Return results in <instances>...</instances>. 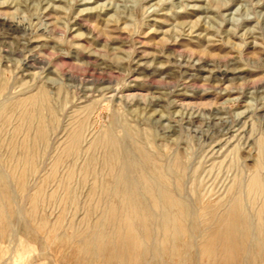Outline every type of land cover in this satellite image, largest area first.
<instances>
[{
  "label": "rangeland",
  "instance_id": "374dc122",
  "mask_svg": "<svg viewBox=\"0 0 264 264\" xmlns=\"http://www.w3.org/2000/svg\"><path fill=\"white\" fill-rule=\"evenodd\" d=\"M33 57L38 61H29ZM101 62L117 68H100ZM1 69L6 97L32 91L43 81L53 91L51 104L59 118L49 125L48 146L38 160L35 179L64 142L73 111L99 98L93 92L87 94L89 99L77 100L74 87H89L100 78L116 88L112 103L121 107L117 112L130 116L131 110L130 121L154 132L157 157L177 152L188 172L196 169V178L211 191L207 201L221 196L235 174L247 175L256 158L264 163V0H0ZM57 90L61 99L56 98ZM125 95L132 101L119 106L117 101ZM151 100L156 104L142 110ZM103 111L94 127L109 122V113ZM261 169L264 175V164ZM0 170L9 171L2 160ZM24 197L15 193L17 219L0 229V264H118L96 254L94 246H100L78 238H92L97 231L90 223L98 214L85 216L83 196L78 207L69 201L63 208L58 200L44 202L41 214L48 216V223L59 224L40 229L21 228V222L28 221ZM85 217L89 226L80 221ZM200 232L191 248L194 260L186 264L214 262L199 240L209 231ZM213 247L209 254H215L217 246ZM148 249L150 257L138 264H185L178 256L153 261ZM220 249L222 255L224 247ZM263 252L264 247L252 248L248 259L238 257L225 264H264Z\"/></svg>",
  "mask_w": 264,
  "mask_h": 264
},
{
  "label": "bare ground",
  "instance_id": "6f19581e",
  "mask_svg": "<svg viewBox=\"0 0 264 264\" xmlns=\"http://www.w3.org/2000/svg\"><path fill=\"white\" fill-rule=\"evenodd\" d=\"M119 59L115 56V62ZM30 60L38 61V58ZM101 64L100 68H117L112 63ZM41 68L43 70L44 67ZM4 72V69L0 70V161H4L9 171L0 170V229L17 219L20 206L14 200L15 193L27 196L25 211L28 221L22 219V227H18L34 225L39 229L59 224L58 221L48 223L47 215L44 217L41 214L44 202L58 200L63 203V208L69 201L72 206L78 207V198L83 196L86 201L81 207L85 216L98 214L97 218L93 216L96 220L90 223L97 231L94 230L96 233L92 238L87 235L76 237L89 242L88 245L93 242L100 246L99 250L93 245L99 250L95 253L118 264L145 262L150 257L149 246L154 254L153 261L178 256L179 261L187 263L194 258L191 248L193 245L196 247L198 239L195 233H201V230L209 231L206 238L199 240L203 253L211 255L215 264H225L229 259L236 260L238 257L248 259L252 248L263 249L264 175L261 168L264 163H261L260 157L256 158L247 175L235 174L221 196L209 202L207 199L211 191L204 189L202 181L196 178V169L188 172L185 161L177 152L157 157L158 150L152 149L155 146L154 132L149 127H139L137 122L130 121L133 118L131 110L127 111L130 116L117 112L121 107L114 108L112 103V92L116 88L109 80L100 78L91 81L89 87H74L75 99L86 100L87 94L93 92L99 98H93L90 103L74 110L72 117L70 114L73 120L68 128L65 127L64 142L52 155L49 167L39 179L35 175V179L38 160L48 146L49 125L55 124L59 118L57 108L51 104L53 91L51 85L43 81L35 85L34 91L6 97L2 92L6 77ZM57 92H54L56 98L61 99ZM107 93L111 94L107 96ZM130 101L132 98L125 95L124 100L119 98L117 102L119 106H127ZM153 104L156 102L151 100L141 109L145 110ZM103 110L109 113V122L99 126L98 123L94 127L95 119H99ZM113 114L114 123L111 119ZM159 117L161 115L152 121L156 122ZM145 119L148 120V116ZM163 147L167 149V145ZM80 221L83 226H89L86 217ZM221 245L224 247L222 255ZM211 246H217L215 254L213 250V254H209ZM246 246L249 250L245 249ZM86 252L85 256L88 255Z\"/></svg>",
  "mask_w": 264,
  "mask_h": 264
}]
</instances>
